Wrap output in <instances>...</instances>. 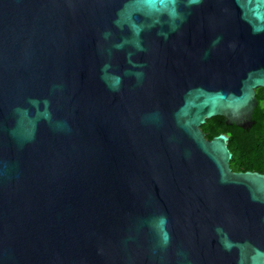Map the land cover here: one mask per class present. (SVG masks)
<instances>
[{
  "label": "water",
  "instance_id": "obj_1",
  "mask_svg": "<svg viewBox=\"0 0 264 264\" xmlns=\"http://www.w3.org/2000/svg\"><path fill=\"white\" fill-rule=\"evenodd\" d=\"M257 89L264 0H0V264H264Z\"/></svg>",
  "mask_w": 264,
  "mask_h": 264
},
{
  "label": "trees",
  "instance_id": "obj_2",
  "mask_svg": "<svg viewBox=\"0 0 264 264\" xmlns=\"http://www.w3.org/2000/svg\"><path fill=\"white\" fill-rule=\"evenodd\" d=\"M256 106L252 111V125L247 131L226 126L224 119L213 117L205 120L200 131L205 140L217 135L227 137V149L231 155V172H255L264 175V89L255 90Z\"/></svg>",
  "mask_w": 264,
  "mask_h": 264
}]
</instances>
